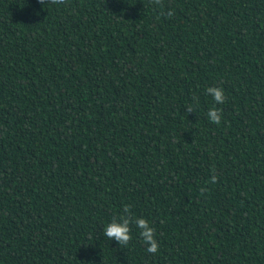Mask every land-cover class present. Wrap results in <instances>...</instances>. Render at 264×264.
<instances>
[{
    "label": "trees",
    "instance_id": "1",
    "mask_svg": "<svg viewBox=\"0 0 264 264\" xmlns=\"http://www.w3.org/2000/svg\"><path fill=\"white\" fill-rule=\"evenodd\" d=\"M0 264H264V0H0Z\"/></svg>",
    "mask_w": 264,
    "mask_h": 264
},
{
    "label": "clouds",
    "instance_id": "2",
    "mask_svg": "<svg viewBox=\"0 0 264 264\" xmlns=\"http://www.w3.org/2000/svg\"><path fill=\"white\" fill-rule=\"evenodd\" d=\"M41 4L45 0H39ZM39 11L36 15H39ZM206 94L210 96L214 104L207 111V119L215 124H220L222 119L221 110L215 105H222L225 102L224 89L222 87H207ZM138 230V235L142 238V242L146 245L149 253L158 251L159 243L156 238V230L151 226L147 218L125 216L113 217L110 222L104 224V236L110 240L118 242L120 245H127L133 239L132 226Z\"/></svg>",
    "mask_w": 264,
    "mask_h": 264
}]
</instances>
